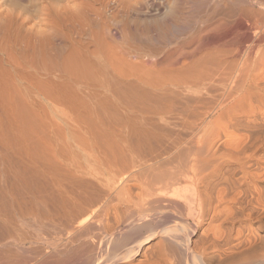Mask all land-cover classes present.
Listing matches in <instances>:
<instances>
[{"label": "bare ground", "instance_id": "1", "mask_svg": "<svg viewBox=\"0 0 264 264\" xmlns=\"http://www.w3.org/2000/svg\"><path fill=\"white\" fill-rule=\"evenodd\" d=\"M33 1L0 0V264L107 199L92 264H264V0Z\"/></svg>", "mask_w": 264, "mask_h": 264}, {"label": "rangeland", "instance_id": "2", "mask_svg": "<svg viewBox=\"0 0 264 264\" xmlns=\"http://www.w3.org/2000/svg\"><path fill=\"white\" fill-rule=\"evenodd\" d=\"M37 1H40V3H41V1H44V0H37ZM36 0L35 1H33V2H26V3H24L25 5H28L29 7H31L32 5V7L30 8L31 10H33L34 12L37 10V7L40 5L39 4V2H37ZM29 3V4H28ZM31 3V4H30ZM33 3V4H32ZM35 4V5H34ZM37 6V7H36ZM36 8V10H35V8ZM49 113H50V115H51V117H52V119L53 120H59L58 118H57V116H59V115H61V113H59V110H56V111H52L51 109L49 110ZM55 114H57V116L55 115ZM63 117V116H62ZM52 176V175H51ZM109 200L107 199V201L105 200L104 202H103V204L102 203H99V205H97V204H95L96 206H97V209H96V206H95V210L94 209H92V217H90V220H91V222L89 221V220H86V222H89V223H86V226L85 227H87V229L86 228H81V229H79L78 230V233H80V237H81V239H82V241H81V239H80V237H79V239H78V241H75L74 242V245H73V243H72V246H74V247H72L71 245V247L69 246V249L67 250L66 248H62V247H64L63 245H64V243L66 242L65 241V238L64 237H62V236H65L64 235V233H63V231L59 228V226H55V225H52V226H50V227H52V228H50L49 227V225H44L43 227H42V225L43 224H41V222L40 221H38L37 222V220H35L36 221V225H35V222H34V225H33V230H32V235H34V237L32 236V251L33 252H31L32 253V258L34 259V260H32V261H37L36 263H42V264H46V261H45V263L43 262V259L45 260V258H42V256H46V255H48V256H50L51 258H53V259H51L50 258V260H53L54 262H55V259L54 258H56V260H57V263H61V264H68L69 262H70V264H92V262H91V259L89 258L90 257V255L91 254H89V252H91V250H92V247H93V245H94V247H96V246H98V244H99V248L98 249H106V247L108 248V245H111L112 246V243H113V241L112 240H108V244H107V238L105 237V236H107V235H110L111 234V231H113L114 229H116L115 227L117 226V228L118 227H124V225H125V222L127 221V217H126V213H125V210L123 211V208L122 207H120V206H122V204L120 203V204H118L117 202H115V200H114V203L113 204H115L116 203V205H119V208H118V206H115V205H113V206H111V208L110 207H107L106 205H108V202ZM112 201H110L109 203H111ZM103 205H105L106 207L104 208L103 207ZM110 205H112V203L111 204H109L108 206H110ZM112 207H116L115 209H116V211L113 213V211L115 210L114 208H112ZM103 208V209H102ZM108 208V209H107ZM98 209L100 210V209H102L103 210V212H102V214H101V210L100 211H98ZM106 209V210H105ZM110 209H113V210H110ZM122 209V210H121ZM109 211V212H107L108 214H104V212L105 211ZM119 210H120V212H119ZM91 212V211H90ZM89 212V214H91ZM97 212V213H96ZM122 212H123V214H122ZM98 213H100L99 215H98ZM106 213V212H105ZM111 213V214H110ZM119 213V214H118ZM93 214H94V216H93ZM114 216H113V215ZM118 214V215H117ZM95 215H96V217H97V215H98V217H97V219H95L96 217H95ZM107 215V216H106ZM108 215L110 216V217H108ZM123 217H122V216ZM99 216H101L100 218H99ZM118 216V217H117ZM114 219H113V218ZM118 219H116V218ZM120 217H122V219L120 218ZM126 217V218H125ZM92 218H94V220H92ZM114 220V221H113ZM115 220H117V221H115ZM115 223V225H113ZM37 224H39V226H37ZM88 224L90 225L89 227L90 228H92V229H89L88 230ZM95 226H93V225ZM91 225H92V227H91ZM119 225V226H118ZM123 225V226H122ZM37 228H36V227ZM114 226V227H113ZM35 227V228H34ZM55 227V228H54ZM98 227V228H97ZM54 228V229H53ZM113 230H112V229ZM121 228V229H122ZM144 228V227H143ZM56 229V230H55ZM82 229H84V230H87L86 231V235H83V233L85 232H83V230ZM95 229V230H94ZM146 229V228H145ZM144 229V230H145ZM39 230V231H38ZM82 230V231H81ZM110 230V231H109ZM140 231L141 232V234H146L147 233V230H145V231ZM72 232H73V230H71ZM74 231H76V230H74ZM88 231L91 233H89L90 234V236L89 235H87V233H88ZM45 232V233H44ZM57 232H59V233H57ZM82 232V233H81ZM110 234H109V233ZM126 232V231H125ZM139 232V233H140ZM146 232V233H145ZM71 233V232H70ZM47 234V235H46ZM62 234V235H61ZM83 236H82V235ZM85 234V233H84ZM104 234V235H103ZM106 234V235H105ZM39 235V236H38ZM94 235V236H93ZM103 235V236H102ZM47 236V237H46ZM85 236V237H84ZM87 236V237H86ZM96 236V237H95ZM98 236H100V237H98ZM49 237V238H48ZM51 237V238H50ZM92 237H94V238H92ZM97 237L100 239L101 237V239H100V241L101 242H98L99 240L97 239ZM106 239H104V238ZM91 238V239H90ZM33 239H34V241H33ZM95 240V242H94V240ZM102 239H104L103 241H102ZM63 242H62V241ZM92 240V241H91ZM37 241V242H36ZM62 242V244H61V242ZM81 241V242H80ZM106 241V242H105ZM48 242V243H47ZM57 242H59V243H57ZM81 243V245L82 246H87L88 248L90 247V245L92 246V247H90L89 248V250H87V249H85L86 247H82V249H84V252H86V253H88V254H84V252H83V250L81 249V245H80V243ZM82 242H83V244H82ZM88 242H91L90 244H87ZM92 242H93V244H92ZM106 243V244H103V243ZM109 242H111L110 244H109ZM77 243H78V245H77ZM85 243H86V245H85ZM58 244H60L61 245V249L62 250H66L67 252H68V254H67V252L65 251L64 253H63V251L58 247ZM97 244V245H96ZM105 245L104 247H101L100 245ZM52 245V246H51ZM54 245L55 246H57V247H54ZM59 245V246H60ZM89 245V246H88ZM20 245H18V248H16L17 249V251L18 250H20L19 252H22V247L20 246ZM111 246H109V247H111ZM78 247H80V248H78ZM101 247V248H100ZM20 248V249H19ZM44 248V249H43ZM54 248H57V249H54ZM76 248H77V250L79 251V249L81 250V252L79 251H77L76 250ZM97 248V247H96ZM39 250V252H38V250ZM42 249V250H41ZM52 249H53V251H52ZM71 249H74V250H76L77 251V253H72L73 251L71 250ZM91 249V250H90ZM35 250H37V251H35ZM62 251V253L61 254H63V255H60L59 256V253L61 252H59L58 253V255H57V253L56 252H58V251ZM71 250V251H70ZM87 250V251H86ZM42 252V254H41V252ZM43 251H44V253L45 254H43ZM47 251V252H46ZM75 251V252H76ZM50 252H52L51 254H50ZM72 254H71V253ZM83 252V253H82ZM56 253V254H55ZM55 255V256H59L60 257V259L61 260H58L59 259V257L57 258V257H53V255ZM67 254L68 256H65V255ZM69 254L71 255V256H69ZM76 254V256H73V255H75ZM78 254H80V255H78ZM88 255V256H87ZM44 256V257H45ZM85 256H87V257H85ZM62 257V258H61ZM72 257V258H71ZM69 258V259H68ZM71 258V259H70ZM86 258V259H85ZM89 258V259H88ZM88 259V260H87ZM40 260L42 261V262H40ZM67 260V261H66ZM33 263L32 262V264H36V263ZM88 262V263H87ZM56 262L55 263H53V264H57Z\"/></svg>", "mask_w": 264, "mask_h": 264}]
</instances>
